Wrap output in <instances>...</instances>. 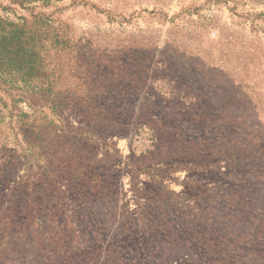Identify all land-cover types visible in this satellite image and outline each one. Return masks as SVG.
Masks as SVG:
<instances>
[{"label":"rangeland","instance_id":"rangeland-1","mask_svg":"<svg viewBox=\"0 0 264 264\" xmlns=\"http://www.w3.org/2000/svg\"><path fill=\"white\" fill-rule=\"evenodd\" d=\"M35 14L68 35L33 77L60 103L13 108L60 128L37 156L1 125L0 264H264V0H0Z\"/></svg>","mask_w":264,"mask_h":264},{"label":"trees","instance_id":"trees-1","mask_svg":"<svg viewBox=\"0 0 264 264\" xmlns=\"http://www.w3.org/2000/svg\"><path fill=\"white\" fill-rule=\"evenodd\" d=\"M51 1L54 0H13L22 7H30L33 2L48 5ZM67 36L62 26H55L51 18L38 14L32 15L29 20L22 17L20 23L0 19V83L4 86L5 92L13 93L12 108H8L5 102L0 107V177L7 169L3 148L9 136L3 135L1 129L5 119L12 133L14 142L12 152L15 154L18 150L22 153L24 149L22 146L26 145L25 151H28V154L34 149L35 155L40 156V149L52 142L54 139L52 133L55 134V130L60 128V125H54L51 120H47L48 116L43 114L42 107L33 109L31 114L22 108L13 107L21 101V93L32 91L43 92L50 97L48 100L50 111L58 108L62 83L38 78L34 80L33 77L52 61L61 59L60 51L69 43ZM33 136L40 141L35 143L32 140ZM58 155H63L61 150ZM32 184V180L26 178L18 183L16 189L22 191L26 188L29 191Z\"/></svg>","mask_w":264,"mask_h":264}]
</instances>
